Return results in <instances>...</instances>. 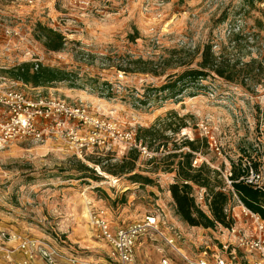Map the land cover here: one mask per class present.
<instances>
[{
  "label": "rangeland",
  "instance_id": "374dc122",
  "mask_svg": "<svg viewBox=\"0 0 264 264\" xmlns=\"http://www.w3.org/2000/svg\"><path fill=\"white\" fill-rule=\"evenodd\" d=\"M253 1L0 0V89L17 81L11 69L38 61L65 71L67 80L18 89L33 103L64 101L87 117L72 119L51 106L48 119L36 116L38 128L49 129L42 140H5L0 134V236L51 239L83 259L109 261L111 248L90 224V213L101 208L117 226L158 215L165 222L162 231L182 233L179 246L193 261L206 251L211 261L258 264L253 219L243 213L227 177L247 158L264 186V71L261 82L230 83L212 74L173 95L160 91L170 76L196 68L207 44L218 56L264 65V0ZM38 24L63 35L62 51H48ZM116 132H133L151 156L129 154ZM94 134L104 144L78 147L77 138ZM192 141L198 147L193 166L220 174L214 186L224 182L235 233L221 225L196 231L176 212L169 189L179 180L181 155L192 153ZM134 157L130 173V164L123 163ZM135 174L152 184L132 181ZM193 195L209 213L206 190L193 186ZM144 238L159 256L185 264L161 238ZM0 264L16 263L0 251Z\"/></svg>",
  "mask_w": 264,
  "mask_h": 264
},
{
  "label": "built area",
  "instance_id": "2783aa9c",
  "mask_svg": "<svg viewBox=\"0 0 264 264\" xmlns=\"http://www.w3.org/2000/svg\"><path fill=\"white\" fill-rule=\"evenodd\" d=\"M38 62V61H37ZM36 62V69L39 63ZM6 81V79H4ZM27 87L22 81H9L7 89H0V114L1 119L5 123H0V134L5 140L13 138H27L40 141L49 133V129L40 130L37 126L36 116L38 120L48 119L50 107L55 109L61 115H68L72 119H85L86 112L79 107H71L64 101H59L53 104L33 103L26 96L25 90L18 87ZM37 91V89H36ZM40 93V91H37ZM51 108V109H52ZM99 126V125H98ZM101 127V126H100ZM114 138L126 145L129 151L137 150L140 154L151 156L147 151L143 142L133 132L121 133L116 132ZM79 148H88L94 145H102L98 137L94 134L88 138H77ZM214 148L219 151L216 143ZM195 162L194 166H196ZM241 168L245 175L240 178L246 184L263 188L262 181L258 172L254 169L252 162L249 159L241 161ZM231 176V173L229 174ZM227 183L232 187V182L227 177ZM233 189V188H232ZM245 216L251 217L255 225V239L251 244L252 249H255L261 261L258 264H264V221L258 214L251 212L239 200ZM228 214V210L226 209ZM229 215V214H228ZM230 216V215H229ZM90 224L94 231L95 237L103 240L111 248L109 261H94L83 259L82 257L73 255L63 248L57 242L51 239H22L19 236L7 239L5 234L0 236V251L5 252V257L9 262L14 261L16 264H32L35 260H42L45 264H135L137 243L142 237L150 236V238L159 237L165 243L176 250V238H169L162 231L161 227L165 222L158 215H147L143 219L133 222L125 226H117L110 221L106 209H98L90 213ZM232 228V227H231ZM228 232L235 233V229H227ZM13 241H18L16 248L10 249L8 244ZM244 243L243 245H245ZM223 250H228V245L223 246ZM16 252H19L20 257L15 260L13 257ZM185 264H227L222 258L217 257L211 261L206 251L197 261L181 256ZM162 264H169L168 259H163Z\"/></svg>",
  "mask_w": 264,
  "mask_h": 264
},
{
  "label": "trees",
  "instance_id": "16d2710c",
  "mask_svg": "<svg viewBox=\"0 0 264 264\" xmlns=\"http://www.w3.org/2000/svg\"><path fill=\"white\" fill-rule=\"evenodd\" d=\"M262 2L263 0H254ZM253 1V2H254ZM39 39L45 42L48 51L60 52L65 45L63 35L54 29L45 27L41 24L37 25ZM239 33L237 36H240ZM264 59V57H263ZM263 63L258 60H251L247 64L240 63L229 59L225 53L217 55L213 51V46L207 44L204 46L201 55V61L196 68H187L182 73L170 76L166 85L160 91L168 92L171 95L178 90L182 92V88H188L192 85L201 84L203 80L214 74L218 78L230 83H245L247 81L261 82L264 71ZM9 74L16 80L22 81L25 85L34 87H44L54 83L67 80L68 75L61 69H53L42 64L36 65L32 63L21 64L9 71ZM182 120L181 118H179ZM185 128V126H183ZM145 134L151 136V132L144 130ZM140 138V137H139ZM192 153L181 155L182 161L177 164V178L179 179L170 186V193L174 202L176 212L181 219L190 227H202L204 229H213L217 225L225 228H231L234 221L226 213L227 206L230 202V196L223 190L224 182L221 181L219 186H214L213 183L220 174L210 171L207 166L201 165L198 168L193 166L194 153L198 151L196 141L188 143ZM136 150L130 151L129 154H137ZM177 156V155H175ZM137 157H134L126 170L132 173L135 169ZM254 167L256 164H253ZM256 168V167H255ZM257 171V168H256ZM245 175L241 165L232 166L231 176L229 181L232 182V188L239 197L243 205L251 212L258 214L264 221V187L258 188L240 178ZM143 179L144 183L152 184L148 178H142L139 175H133L131 180ZM138 182V181H134ZM193 186L204 188L209 196L208 210L206 213L196 202L193 195Z\"/></svg>",
  "mask_w": 264,
  "mask_h": 264
},
{
  "label": "crops",
  "instance_id": "0c3cea01",
  "mask_svg": "<svg viewBox=\"0 0 264 264\" xmlns=\"http://www.w3.org/2000/svg\"><path fill=\"white\" fill-rule=\"evenodd\" d=\"M174 226L173 227H175V229L177 228L176 226V224H173ZM192 229H194V230H196V231H199L201 228H199V227H192ZM167 230V229H166ZM202 230H204L205 231V229H202ZM165 233V235L167 236V237H169V238H172V237H177L176 238V250H174L173 248H171L172 250H174V251H176L178 254H180L181 256H185V257H187V258H190V257H188L187 255H185L184 254V250L179 246V244H180V240L183 238V235H182V233L180 232V231H175L173 234H171L170 232H164ZM158 238V237H157ZM157 238H153V239H150V240H154V242H156V241H160L161 239H157ZM156 240V241H155ZM161 242H162V240H161ZM205 244H207V246H206V248H210V246H208V242H206L205 241ZM153 243H148V240L147 239H145L144 237L143 238H141L140 240H139V243H138V245H137V248H136V261H135V264H162V260L165 258V259H168V261H169V264H173V262H172V259H170V258H167V256L168 255H160L159 256V254L161 253L160 252V250H158L160 253L159 254H157V252L156 251H154L153 250V248H155V247H153ZM143 248V250L142 251H140V248ZM170 247V246H169ZM156 250V249H155ZM141 252V253H140ZM204 252V251H203ZM202 252V253H203ZM186 253V252H185ZM162 254V253H161ZM169 254V253H168ZM173 254V253H172ZM110 255V254H109ZM109 255H108V258H109ZM170 256V255H169ZM20 257V255L18 254L17 256H16V258H19ZM172 258H174V257H172ZM176 258V257H175ZM159 259H160V261H159ZM192 259V258H191ZM178 260V259H177ZM105 262V261H104ZM108 262V261H107ZM184 262V261H183ZM34 263H36V264H43L44 262L42 261V260H37V261H34ZM176 263V262H175ZM174 263V264H175ZM45 264V263H44ZM177 264V263H176Z\"/></svg>",
  "mask_w": 264,
  "mask_h": 264
}]
</instances>
